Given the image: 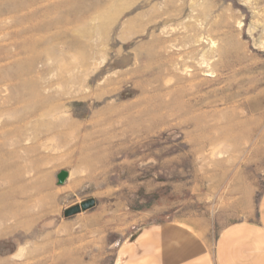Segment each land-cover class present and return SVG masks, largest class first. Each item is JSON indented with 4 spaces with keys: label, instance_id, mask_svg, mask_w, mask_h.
Returning a JSON list of instances; mask_svg holds the SVG:
<instances>
[{
    "label": "rangeland",
    "instance_id": "rangeland-1",
    "mask_svg": "<svg viewBox=\"0 0 264 264\" xmlns=\"http://www.w3.org/2000/svg\"><path fill=\"white\" fill-rule=\"evenodd\" d=\"M263 191L264 0H0V264L213 243Z\"/></svg>",
    "mask_w": 264,
    "mask_h": 264
},
{
    "label": "crops",
    "instance_id": "crops-1",
    "mask_svg": "<svg viewBox=\"0 0 264 264\" xmlns=\"http://www.w3.org/2000/svg\"><path fill=\"white\" fill-rule=\"evenodd\" d=\"M113 264H264V191L256 217L225 226L213 243L202 225L163 221L120 243Z\"/></svg>",
    "mask_w": 264,
    "mask_h": 264
},
{
    "label": "water",
    "instance_id": "water-1",
    "mask_svg": "<svg viewBox=\"0 0 264 264\" xmlns=\"http://www.w3.org/2000/svg\"><path fill=\"white\" fill-rule=\"evenodd\" d=\"M83 206H84V204H83Z\"/></svg>",
    "mask_w": 264,
    "mask_h": 264
}]
</instances>
